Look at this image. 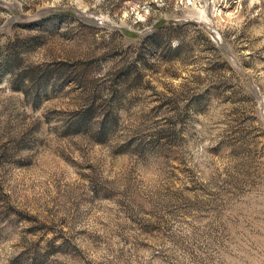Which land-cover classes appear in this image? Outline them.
<instances>
[{
    "label": "rangeland",
    "instance_id": "rangeland-1",
    "mask_svg": "<svg viewBox=\"0 0 264 264\" xmlns=\"http://www.w3.org/2000/svg\"><path fill=\"white\" fill-rule=\"evenodd\" d=\"M0 264H264V0H0Z\"/></svg>",
    "mask_w": 264,
    "mask_h": 264
}]
</instances>
